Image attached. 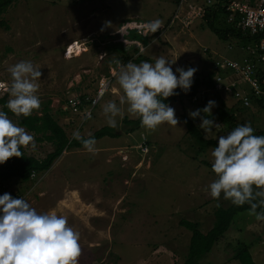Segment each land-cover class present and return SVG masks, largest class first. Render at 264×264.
Returning a JSON list of instances; mask_svg holds the SVG:
<instances>
[{"label": "rangeland", "instance_id": "1", "mask_svg": "<svg viewBox=\"0 0 264 264\" xmlns=\"http://www.w3.org/2000/svg\"><path fill=\"white\" fill-rule=\"evenodd\" d=\"M246 1L221 2L216 25L224 28L229 20L228 6ZM216 2L213 0L211 8ZM198 6L206 11L209 5L205 0H15L0 14L4 22L0 23V96L5 95L7 101L10 98L8 68L21 60L31 61L42 73L38 81L41 105L46 99L51 101L52 114L72 137V126L66 124L60 109L63 98L70 93H93L101 76L110 75L111 68L118 70L117 61L125 65L129 58L143 54L154 64L163 56L176 61L174 73L179 65L186 70L196 67L194 77H200L210 70L214 56L240 57L234 40L220 38L207 26L204 13L196 14ZM156 19L163 21V26L156 33L148 31L140 40L144 50L125 44L127 51H121L123 24L146 30L144 25ZM130 30L124 35L130 36ZM77 42L79 54L66 57L68 48ZM122 94L116 77H111L109 88L80 133L87 135L107 124L102 107L109 101L120 106ZM167 104L175 109L177 126L165 123L154 132L142 126L126 131L122 116H136L127 112L125 104L116 118L120 135L96 139V154L83 146L66 149L33 179H8L5 193L22 196L38 213L55 211L65 216L69 226L80 233L78 264H181L190 230L179 224V219L196 221L206 231L214 221L216 204L231 201L223 194L219 200L213 199L206 190L216 179L204 163H213V145L200 147L181 117L206 105H197L187 96ZM226 104L230 106L232 101ZM237 106L232 105L237 126L250 122L258 135L255 131L264 126V108L256 103ZM8 116L17 123L13 113ZM233 128L221 123L213 129L216 141ZM26 130L34 136L36 149L23 147L25 152L42 158L52 144ZM248 213L249 209H244L234 215L229 228L198 264H241L233 258L241 243L251 246L256 264H264V221Z\"/></svg>", "mask_w": 264, "mask_h": 264}, {"label": "clouds", "instance_id": "2", "mask_svg": "<svg viewBox=\"0 0 264 264\" xmlns=\"http://www.w3.org/2000/svg\"><path fill=\"white\" fill-rule=\"evenodd\" d=\"M162 26L160 19L144 25L152 33ZM175 62L163 56L157 57L154 64L116 62L118 70L113 75L123 93L119 105L127 104V112L138 117L142 127L149 131L154 132L165 123L172 126L179 123L175 109L164 101L177 95V88L185 93L190 91L198 68L177 67L174 73L172 65ZM8 72L11 81L6 107L17 117H29L41 108L38 81L42 73L29 60L10 66ZM106 91L107 87H102L98 97L102 98ZM120 106L115 101L103 105L109 127H118L116 118L122 114ZM216 106L215 100H209L202 109L189 112L192 119H200L199 128L203 129L205 139L210 136L217 139L213 129L219 128L220 124L204 115L211 114ZM84 118L91 119L89 110ZM72 135L89 153H97V141L91 134L84 138L79 130H75ZM21 147L35 151L34 136L0 110V164L12 157H21ZM211 155L214 158L211 168L216 179L207 186L210 196L219 200L223 194L225 200L236 206L248 204V214L257 221H264V135H254L250 122L238 125L227 135L218 137ZM79 241L80 233L69 226L65 216L55 211L41 214L23 198H13L9 193L0 195V264H78Z\"/></svg>", "mask_w": 264, "mask_h": 264}, {"label": "trees", "instance_id": "3", "mask_svg": "<svg viewBox=\"0 0 264 264\" xmlns=\"http://www.w3.org/2000/svg\"><path fill=\"white\" fill-rule=\"evenodd\" d=\"M13 1L15 0H0V14L5 11V9ZM223 1L225 2L226 0H218V2H216L215 8H211L215 3L211 4L212 6L209 5L208 9L204 12L203 16L206 18L207 26L210 27V29L222 39H232L236 43L243 44L244 42H251L252 36L243 34L231 20H227L228 24L224 28L216 25L215 19L218 18V9L221 5V2ZM229 13L230 11L228 10V15ZM0 23L4 24L3 20H0ZM131 29L132 30H130L131 32L129 34L131 37H135L140 40L146 38L147 35L145 36L138 32L139 28L131 27ZM120 44L119 47L121 51H124L123 46ZM135 49H138V46L135 45ZM129 60L135 63L141 62L143 60L152 61L149 56L143 54H137L135 57H132L131 59L129 58ZM212 75L213 73L210 69L203 76L194 77V82L191 86L190 91L185 93L181 89L177 88L175 91L178 94L167 98L164 102L169 103L171 100L181 98L183 96L189 97L197 90V88L202 85L210 86L212 84ZM215 98L219 100V104H217L216 106V111L211 114H206L205 116L217 120V122H219L220 124L222 123L226 128H235L237 124L235 122V114L232 106H228L225 100L222 99L217 93L215 94ZM50 102L51 101L49 99H46L42 103L40 110H38L37 112H33L31 116L26 118L22 116H16V120L19 125L33 131L34 133H37V139L49 141L52 144V149L49 150L42 158H38L32 154H28L27 152H25L24 148L21 147L20 150L23 153L21 157H12L5 163L0 164V180H3L5 182L10 178H19L23 181L28 180L30 178L31 171L40 173L49 169L55 159L58 158L64 150L71 147L83 146L81 141L67 135V132L65 131L63 126L52 114ZM259 102L261 103V101ZM0 104L2 105L3 111H5L7 114H12V112L6 107L7 97L5 95L0 96ZM203 106H205V104H203ZM239 107L244 106H237V108ZM261 107L264 108V103L261 105ZM181 117L184 123L185 121H187L185 123L187 132L194 138V140L200 145V147L204 148L208 145H213L214 149V147L217 146L218 142L216 141V139H205V135L203 134L201 128H199L198 126L199 118L192 119L186 114H182ZM121 119L126 131H133L142 126L141 121L138 117L129 118L126 115H123ZM255 133L258 135H264V126L261 129L255 131ZM89 134H91V136L95 139H98L105 135L118 136L120 135V132L119 129L112 128L109 127L108 124H104L94 129ZM89 134L81 135L84 138H88ZM204 163H206L210 167L212 165V163L207 161H204ZM217 204H219L220 206L217 207ZM217 204L213 211L214 221L206 231H202L196 221L186 218L179 219V224L190 230L186 254L181 264H198L199 260L211 250L213 244L217 241V239L221 235H223V233L229 228L234 215L238 211L249 209L248 204H245L243 206H236L231 202L227 205H223L221 203ZM258 211H260V209H258ZM233 258L237 259L241 264H256L248 249V245L244 243H241L236 247L233 253Z\"/></svg>", "mask_w": 264, "mask_h": 264}, {"label": "built area", "instance_id": "4", "mask_svg": "<svg viewBox=\"0 0 264 264\" xmlns=\"http://www.w3.org/2000/svg\"><path fill=\"white\" fill-rule=\"evenodd\" d=\"M205 1L207 5L213 4V0ZM193 9L195 8L193 7ZM228 10L230 11L228 19L233 21L243 34L252 36V40L244 42V44H235L234 49L241 53L240 57L214 56L210 68L213 73L212 84L197 88L189 96L190 100L197 105H206L209 100H215L219 104V100L215 98L217 93L225 102L231 100L230 106L239 104L245 107L252 103L262 105L264 103V0L234 2V6H228ZM204 11V8L198 6L197 13H195L202 15ZM176 16H178V11L174 17ZM131 27L139 28L138 32L145 36L149 32L147 29L144 30L129 22L123 24L121 28L123 48L127 49L131 44H134L138 46L140 52L145 48L140 39L124 35ZM125 44H129V46L125 47ZM229 47L232 48L231 45ZM114 72L116 70L111 68L110 75L101 76L97 80V86L93 93H70L63 98L60 109L64 114L66 124L72 126L73 132L84 127L88 120L84 118L86 110L91 112V116L93 115V109L100 99L98 93L102 87L109 88ZM176 75L178 76V73ZM143 149L147 150L148 147L145 146ZM36 173L31 171L29 179H33ZM6 185L5 181L0 180V195L5 193ZM13 198H22V196H13Z\"/></svg>", "mask_w": 264, "mask_h": 264}, {"label": "bare ground", "instance_id": "5", "mask_svg": "<svg viewBox=\"0 0 264 264\" xmlns=\"http://www.w3.org/2000/svg\"><path fill=\"white\" fill-rule=\"evenodd\" d=\"M79 44H78V42L77 43H74L71 47H69L68 48V52H67V55H66V57H70V56H72V55H77V54H79V52L80 51H78V49H79Z\"/></svg>", "mask_w": 264, "mask_h": 264}, {"label": "crops", "instance_id": "6", "mask_svg": "<svg viewBox=\"0 0 264 264\" xmlns=\"http://www.w3.org/2000/svg\"><path fill=\"white\" fill-rule=\"evenodd\" d=\"M126 65V64H125ZM118 89V88H117ZM213 247V246H212ZM248 249H249V251H250V253H251V255L253 254V251H252V248H251V246L250 245H248ZM253 258V257H252Z\"/></svg>", "mask_w": 264, "mask_h": 264}]
</instances>
